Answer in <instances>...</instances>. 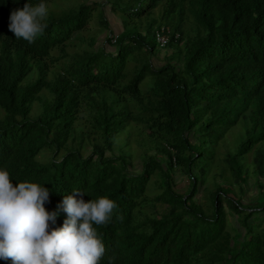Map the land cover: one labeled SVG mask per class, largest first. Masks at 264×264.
Instances as JSON below:
<instances>
[{
    "label": "trees",
    "instance_id": "obj_1",
    "mask_svg": "<svg viewBox=\"0 0 264 264\" xmlns=\"http://www.w3.org/2000/svg\"><path fill=\"white\" fill-rule=\"evenodd\" d=\"M50 1L27 0L33 5ZM25 2L0 0V169L14 185L33 182L49 189L44 207L57 213L49 228L61 227L66 219L58 207L63 197L81 191L78 198L85 201L107 197L117 204L109 223L93 225L105 246L100 264H264V227L256 229L254 223L264 219L258 182L264 178V0H108L135 31L124 28L107 36L113 51L94 46L91 39L90 48L73 55L64 45L82 40L78 32L101 3L80 4L60 16L48 11L43 34L29 44L8 29L11 11ZM99 21L108 26L104 15ZM160 25L179 33L167 45H181L178 66L174 58L154 68L149 58L129 73L128 61L138 60L130 58V45H145L137 28L146 27L154 37ZM54 49L61 52L56 58ZM59 58L66 60L48 77V60ZM34 69L35 79L24 83ZM148 75L151 81L142 92L139 85ZM43 89L50 98L39 95ZM107 91L116 98L109 99ZM38 98L44 108L30 118ZM118 102L124 105L117 108ZM83 105L87 123L78 126ZM239 120L242 138L219 159L230 175L219 172L227 183H215L206 212L194 195L218 160L216 144ZM128 121L145 126L157 152L167 156V167L163 159L147 155L139 172L129 170L128 158L113 147ZM85 140L88 152L82 151ZM45 151L51 155L41 161ZM250 152L260 186L254 204L242 199ZM174 165L188 174L191 186L184 193L174 189ZM155 173L160 192L149 198L147 184ZM155 203L164 209L145 214L146 204ZM227 211L243 231L226 229ZM0 264L12 261L0 259Z\"/></svg>",
    "mask_w": 264,
    "mask_h": 264
},
{
    "label": "clouds",
    "instance_id": "obj_2",
    "mask_svg": "<svg viewBox=\"0 0 264 264\" xmlns=\"http://www.w3.org/2000/svg\"><path fill=\"white\" fill-rule=\"evenodd\" d=\"M47 6L24 3L11 11L8 29L29 44L43 34ZM172 29V28H171ZM84 192L65 195L58 205L66 213L61 227L49 228L57 213L44 207L49 189L33 182L12 183L0 169V259L12 264H100L105 246L93 225L110 222L117 204L107 198L85 201Z\"/></svg>",
    "mask_w": 264,
    "mask_h": 264
},
{
    "label": "rangeland",
    "instance_id": "obj_3",
    "mask_svg": "<svg viewBox=\"0 0 264 264\" xmlns=\"http://www.w3.org/2000/svg\"><path fill=\"white\" fill-rule=\"evenodd\" d=\"M91 1L96 0H52L49 3L45 4L47 6L48 11H52L53 13H56V15L60 16L63 13L67 12L68 10L72 8H76L80 4L90 3ZM101 3L100 6H97L94 8L91 12L90 20L88 21L87 26L84 28V30L78 32V35L81 36L82 40L80 39H70L64 46L65 51L69 55H73L75 53H79L84 48H90L88 47L89 41L91 39H94L95 43L94 46H101L104 47L106 50H114L113 47L108 45V42L106 40L107 36L111 35H118L120 34L124 28L128 31H135L134 26L131 22V20L126 18V21H124V15L121 14V12L115 10L112 7V4L108 2V0H97ZM158 8L155 9L154 15H157ZM104 15L105 20L107 21V27H104L101 22L99 21V18ZM144 18H142V21ZM125 23V24H124ZM137 31L140 32L143 35V41L145 45L140 47H135L130 45V47L133 48L132 54L130 55V58L136 57L138 60H129L127 63V69L129 73L132 72V70L135 68L134 66L138 64L140 66L142 62L150 58L151 64L154 68H158L161 65L165 64L166 62H170L172 59H174L179 51V48L181 45L177 43H173L171 46H167L166 48H159L154 40L153 37V31L148 30L146 27H140L137 28ZM112 44V41H110ZM114 44V43H113ZM183 46V45H182ZM61 52L59 49H54L51 52V55L56 58L59 56ZM67 59V57H66ZM63 58H59L55 62H51L48 60L49 65H51V68L48 71V77H51V73L59 70L62 63L66 60ZM172 64L175 66H178L179 60L175 58V60L172 61ZM37 75V72L35 69L31 71L26 78L24 79V83L32 82ZM151 76L148 75L139 85V88L142 92H144L148 84L151 81ZM107 97L109 99L116 98V94L111 91L106 92ZM40 96L43 97V99L50 98V94L47 92V90L43 89L40 93ZM124 105L123 102H118L117 108H121ZM44 108V103L39 98L35 100L31 105V112H30V118H36L40 112L41 109ZM83 110L78 114V120L76 121L78 126L84 125L86 122L88 113L87 110L84 108ZM86 127V126H84ZM225 134L223 138L220 140L219 143L216 144V152L218 156V160H216L212 165H210L207 169L206 175H205V183L203 185H199L197 188V192L194 195V198L196 199L197 203L201 204L203 208L208 211V203H209V194L210 191L214 189L215 183H218L220 185L226 186V180L222 179L219 174L223 172L224 168V162H221L219 159L224 156V153L229 151H234L237 144L239 143L240 139L242 138L243 133V122L242 120L238 121L234 126L229 127L224 131ZM148 130L145 128V126L141 123L134 122V121H128L124 124V128L119 131L117 136L114 139V151L116 153H119L123 156H126L127 162L129 163V170L132 172H139L142 167V161L144 158H146L147 155H154L157 156L158 159H163L161 163L164 167H167V156L160 154L157 152L155 146V141H151ZM192 138V136H190ZM76 144V143H75ZM82 151L88 152L91 149V146L88 142V140L84 141V144L82 145ZM107 154H109L107 152ZM51 153L48 151H45L43 155L41 156V161H45L50 157ZM245 166L248 168L249 174H247L248 182L247 187L242 194V199L245 203L254 204L255 203V197L258 194L260 186L257 185L258 183L255 182L254 174H252V153L250 152L247 154L245 159ZM220 172V173H219ZM224 175L227 177L230 175V171L228 169L223 172ZM172 178H173V184L174 189L177 190L180 193H184L190 184V180L188 177V174L184 173L181 168L178 165H174L173 171H172ZM228 179V178H225ZM260 182V185L262 186V190H264V178L258 179ZM159 181L160 178L155 173L150 181L147 184V190L146 194L149 198H153L154 195L158 194L160 192L159 188ZM231 186L233 188V191L236 193V195H241L240 191L238 190V186L234 183ZM204 187H207L205 190H203ZM165 205L160 203L155 204H146V206L143 208V210L146 212L147 215H156L160 211L164 209ZM264 215V213L262 214ZM227 217V225L226 229L231 233L234 234L233 227L235 226L239 231H243L242 228H239L238 223L236 222V216L229 211L226 213ZM264 217V216H263ZM255 228L260 229L264 227V219L257 220L254 222Z\"/></svg>",
    "mask_w": 264,
    "mask_h": 264
},
{
    "label": "built area",
    "instance_id": "obj_4",
    "mask_svg": "<svg viewBox=\"0 0 264 264\" xmlns=\"http://www.w3.org/2000/svg\"><path fill=\"white\" fill-rule=\"evenodd\" d=\"M178 37L179 33L173 31L167 25H160L159 27L155 28L154 31L155 43L161 49L166 48L172 38L176 40Z\"/></svg>",
    "mask_w": 264,
    "mask_h": 264
}]
</instances>
